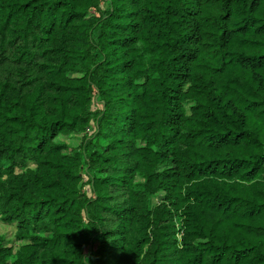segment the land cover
Listing matches in <instances>:
<instances>
[{"label": "trees", "instance_id": "1", "mask_svg": "<svg viewBox=\"0 0 264 264\" xmlns=\"http://www.w3.org/2000/svg\"><path fill=\"white\" fill-rule=\"evenodd\" d=\"M0 221V264H264V0H0Z\"/></svg>", "mask_w": 264, "mask_h": 264}, {"label": "rangeland", "instance_id": "2", "mask_svg": "<svg viewBox=\"0 0 264 264\" xmlns=\"http://www.w3.org/2000/svg\"><path fill=\"white\" fill-rule=\"evenodd\" d=\"M58 140L66 143L69 146L70 153L78 151L79 148L81 147V137L80 136L72 137L70 139L59 137ZM160 199L161 197L153 198L152 205L157 204L158 201H160ZM15 233H16L15 226L5 225L0 221V241H2L6 247H15V248L18 247V243L16 242V239H15Z\"/></svg>", "mask_w": 264, "mask_h": 264}]
</instances>
